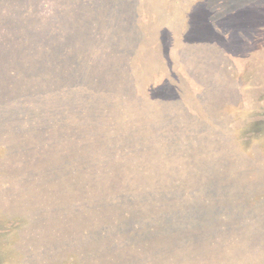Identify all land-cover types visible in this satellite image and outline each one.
<instances>
[{
  "label": "trees",
  "instance_id": "trees-1",
  "mask_svg": "<svg viewBox=\"0 0 264 264\" xmlns=\"http://www.w3.org/2000/svg\"><path fill=\"white\" fill-rule=\"evenodd\" d=\"M11 1L0 0V163L22 193L23 264H153L158 241L136 242L168 226L164 197L200 189L206 205L230 195L233 217L219 237L200 214L197 264L206 245L264 233V0Z\"/></svg>",
  "mask_w": 264,
  "mask_h": 264
},
{
  "label": "rangeland",
  "instance_id": "rangeland-1",
  "mask_svg": "<svg viewBox=\"0 0 264 264\" xmlns=\"http://www.w3.org/2000/svg\"><path fill=\"white\" fill-rule=\"evenodd\" d=\"M16 0H12L10 2L12 12L13 8L15 6ZM20 9V6H18ZM14 17V15H13ZM126 29V26L121 24V30L124 32ZM12 103V101H11ZM13 104V103H12ZM179 118V117H178ZM197 125L191 126L189 128V131H193ZM179 136V135H178ZM206 148H210L209 146H206ZM10 165L7 163V174L4 176L1 168L0 163V212L4 211V217L0 218L2 220L3 227V235L4 239H7L6 242L0 241V252H5L7 254H10L12 257H14V264H23V256H20V253L23 252L21 249H23L24 238H23V220H22V213H24V209L22 206V202L20 201L22 199V193L16 201L15 196V185L12 183V179L10 177L14 176L12 175V172L10 170ZM218 170L213 168L212 172H216ZM211 172V173H212ZM2 173V175H1ZM3 176V178H2ZM5 181L3 182L2 181ZM221 180V178H220ZM8 181V183L6 182ZM164 182H159L152 184L154 185H163ZM173 185V184H171ZM175 185V184H174ZM185 186L184 184L180 183L177 184V186ZM221 185V184H220ZM219 185V191H223L220 188ZM176 186V187H177ZM6 190L4 191V189ZM201 190V189H200ZM199 190L198 196L194 195L193 198H191L189 195H179L174 193H170L169 196L164 197V201L162 203V206L159 208V211H162L165 215H168L170 222L167 227L160 226V228L156 231V233H152L150 235H147L143 239H140L139 242H136L137 245H141L142 247H149L151 246L153 240H157L158 242H154L156 247L153 248H162L164 254H158L154 250L151 252V255L154 257L153 264H164L167 263V259L169 257V252L173 256V261L176 264H197V260H195L194 256L196 252L201 251L199 246H195L194 238H196L195 235L192 234V232L189 230L190 228H197V225H200L199 223V217L200 214L203 216L206 215L208 218L212 214V219L209 223H207V230L212 231V235L216 234L219 237L224 236V230L221 228V226L224 223L223 218H228V222L232 219L229 212L232 211L231 208H228V202L230 201L231 196L227 193H222L217 195L218 203H220V210H216L215 207H219V205L215 203H210V205H206L205 198H201L202 191ZM23 191V189H21ZM231 189L227 190L226 192H230ZM5 197L2 199V197ZM196 207H198V212L196 213ZM235 213L234 218L239 220L237 217H241V215L244 213V205L243 208L239 205L235 207ZM188 209L189 212L196 213L194 216H191L190 218H183L182 214L184 211ZM214 209V211L212 210ZM209 210H212V213L209 212ZM158 211V210H157ZM171 211V212H170ZM219 211L220 213H217ZM176 217L178 220V224H173L172 217L174 218V215L176 213H179ZM202 212V213H201ZM238 215V216H237ZM237 216V217H236ZM218 232V234H217ZM142 233V234H141ZM144 231L140 230L136 232V235L141 234L142 236ZM248 234L250 236H254L253 239L246 244L243 242V238H240L239 241H228L227 245L229 248L228 251H225L224 253L221 252V249L223 245L220 247L212 248L211 245H206L205 247L208 249V264H264V233L262 232L259 234L258 231L252 230L248 231ZM7 235V236H6ZM138 236V237H140ZM133 237V236H132ZM133 237V238H138ZM23 240V241H22ZM232 242V244H231ZM22 246V247H21ZM144 247V248H145ZM226 248V247H225ZM247 248V249H245ZM232 249V250H231ZM142 251V250H141ZM141 251L131 250L128 246V249L126 251L127 255L136 256ZM13 253V254H12ZM19 255V258H18ZM262 255V256H261ZM155 256H158L159 258L155 259ZM223 256V257H222ZM173 261L169 260V264H173Z\"/></svg>",
  "mask_w": 264,
  "mask_h": 264
}]
</instances>
